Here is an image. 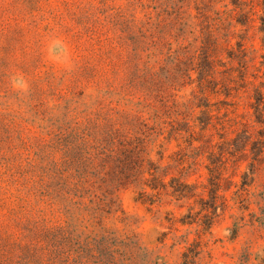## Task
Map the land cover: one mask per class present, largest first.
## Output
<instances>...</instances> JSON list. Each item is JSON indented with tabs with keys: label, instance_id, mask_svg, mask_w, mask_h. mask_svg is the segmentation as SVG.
<instances>
[{
	"label": "rangeland",
	"instance_id": "1",
	"mask_svg": "<svg viewBox=\"0 0 264 264\" xmlns=\"http://www.w3.org/2000/svg\"><path fill=\"white\" fill-rule=\"evenodd\" d=\"M132 1L0 0V158L52 123L69 98L95 91L85 79L73 83L69 72L98 60L101 49L111 51L117 82L126 76L123 43L130 42ZM230 1L193 0L191 12L206 20L215 2L224 8ZM233 19L242 23L229 44L214 42L205 30L216 73L202 82L194 73L195 81L179 92L180 100L210 104L213 125L192 120V144L161 136L153 152L156 160L163 156V165L179 164L190 183L188 197L163 195L152 203L143 201L139 187L118 193L125 213L111 224L137 232L168 264H180L195 242L204 264L237 263L247 249L264 255V0H242ZM52 74L65 80L48 78ZM202 109L194 116L204 117ZM5 212L0 206V259L15 253L17 260L18 250L8 243L23 245V234Z\"/></svg>",
	"mask_w": 264,
	"mask_h": 264
},
{
	"label": "trees",
	"instance_id": "2",
	"mask_svg": "<svg viewBox=\"0 0 264 264\" xmlns=\"http://www.w3.org/2000/svg\"><path fill=\"white\" fill-rule=\"evenodd\" d=\"M191 2L133 0L130 42L123 43L126 76L117 82L111 51L101 49L98 60L69 72L73 83L85 79L95 91L69 98L52 123L11 144L16 153L0 158V206L24 239L23 245L8 243L18 250L17 260L13 253L0 264H168L137 232L120 230L111 220L125 213L118 193L130 186L140 188L144 202L188 197V178L179 164L156 160L155 145L162 146L161 136L192 144V120L202 128L213 125L210 104L180 100L179 92L195 81L194 73L199 82L216 73L205 30L214 42L229 44L242 23L233 19L242 0L224 8L215 2L200 21ZM228 57L234 59L232 52ZM48 78L62 83L65 75ZM199 107L204 117L194 116ZM202 251L199 242L191 243L180 264H204ZM225 264H264V255L247 249L239 262Z\"/></svg>",
	"mask_w": 264,
	"mask_h": 264
}]
</instances>
